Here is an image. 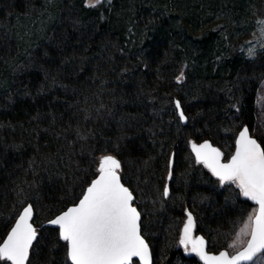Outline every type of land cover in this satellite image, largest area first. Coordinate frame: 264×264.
<instances>
[{
  "label": "trees",
  "instance_id": "obj_1",
  "mask_svg": "<svg viewBox=\"0 0 264 264\" xmlns=\"http://www.w3.org/2000/svg\"><path fill=\"white\" fill-rule=\"evenodd\" d=\"M260 1L109 0L91 8L84 0H0V241L22 193L31 191L33 205L59 211L96 176L100 156L138 162L162 147L164 158L174 149L176 160L180 145L218 133L231 115L253 133L264 48L252 58L230 51L254 30ZM237 80L229 92L226 83ZM206 82L218 87L199 90ZM193 83L192 93L202 91L194 108L213 130L185 142L181 132L188 128L180 126L174 100L197 122L198 113L173 97L174 88ZM164 166L154 171L159 184ZM201 169L205 181L221 188ZM237 203L249 207L240 196ZM48 231L45 250L70 264L57 229Z\"/></svg>",
  "mask_w": 264,
  "mask_h": 264
},
{
  "label": "rangeland",
  "instance_id": "obj_2",
  "mask_svg": "<svg viewBox=\"0 0 264 264\" xmlns=\"http://www.w3.org/2000/svg\"><path fill=\"white\" fill-rule=\"evenodd\" d=\"M108 1L109 0H104L103 3L108 4ZM84 3L87 6L95 4V8H97L100 4H103H96V0H84ZM91 8L94 7L91 6ZM256 8L257 9L254 14V30L248 36L238 40L235 43L236 45L234 44V46L231 47V56H239V54H243L245 57L252 58L254 52L264 48V32H262L264 24L259 23L264 21V0H261ZM241 76L243 77V75ZM180 77L181 74H179L178 78ZM180 80H183V76ZM238 80L233 82L232 86L230 84L231 82L226 83L225 86L230 87L229 92H233L232 87L237 86L236 84ZM194 84L196 83L187 84L181 88H174V93L178 96L173 97L177 99L181 98L184 102V106L192 108L191 110L196 112L197 110L194 106L199 104V98L202 91H200L199 96H196L195 92H193L195 94L194 95L191 92L192 88H194ZM210 85L211 83L206 82L205 86L199 87V90H206L210 87L215 89L218 87V85L214 83L211 86ZM255 102L256 129L253 133L264 141V77L258 81L255 90ZM184 111L185 110H183V112ZM196 113H198V122L196 121L194 112L190 114L184 112L187 119L191 117V121L188 123L187 120V123L184 126L181 125L179 118L175 114L180 126H186L188 128L187 130L181 132V139L185 140V142L190 135L196 136V134L200 133H211L213 130L206 126V124H202L203 119L202 117L200 118V113ZM236 117L237 115H231L230 117L224 118L225 123L223 122L224 125L219 126L221 128H219L218 133L214 135L211 133L209 137H202L200 139L193 137V140L195 142L209 140L213 145L219 147L223 152H225V156L228 158L234 149L235 137L241 127H238ZM175 129L176 128H174L172 132H175L174 137L176 138V135L180 136V132H177L178 130ZM253 133H251V135L255 137ZM164 153L165 151L162 147L156 148L155 152H153L150 156H148V153H143V156L139 158L138 162L133 160L121 162L120 168L121 176H124V179L127 180L126 182L129 185L128 188L133 193V204L141 213V231L145 239L147 238L148 240H146L150 241V243L148 242V245L153 256V264H175L178 260L167 257L175 251L178 244V232L181 229V225L187 220V215L184 214V209H186V212L192 213L196 225L204 228V232L201 233L208 239V247L210 249L214 251L225 249L229 254H234L243 248L249 238V235H241L240 230L243 228L245 223L248 222V217L254 216L256 208L250 204L249 207L241 208L237 203L240 195L232 186L224 185L219 188L217 184L214 185L205 181L202 177L201 166H197L193 163V157L189 152L187 143H183L178 148V158L176 160V153L174 149L173 151L169 150L166 158H164ZM144 154H146V156ZM172 155L173 166L169 182V195L165 198L163 193L166 176L169 170V160ZM164 159L165 166L162 164ZM184 163L186 166L182 165ZM162 166H164L165 172H163L162 175L163 181L159 184L158 175L160 172L159 169H161L160 167ZM82 170L84 171L86 169L82 168ZM155 170L159 171L157 176L154 174ZM25 193L28 192L25 191ZM30 193L31 191L29 194L25 195L22 193L19 203L17 202L15 207L13 206L10 210L8 209V215L12 214L14 216V222L19 212L26 204L32 205L34 211L33 224L38 229V237L40 234L43 235L42 243H40L41 251L38 250L35 253V260L32 264H61L65 261L63 258L60 256L50 257V250H45L46 243H52L50 242L52 237L48 231L50 228L42 225L61 213L67 207L76 204L82 194L79 195V198L76 201L67 204L57 211L46 203L33 205L31 202H28L33 199ZM73 193L74 191L71 190L68 199H72L71 196ZM63 200L65 201V199ZM233 244L235 245L234 247H229V245ZM172 260L175 262H172ZM133 264L138 263L133 261ZM251 264H264V252L257 256Z\"/></svg>",
  "mask_w": 264,
  "mask_h": 264
},
{
  "label": "snow or ice",
  "instance_id": "obj_3",
  "mask_svg": "<svg viewBox=\"0 0 264 264\" xmlns=\"http://www.w3.org/2000/svg\"><path fill=\"white\" fill-rule=\"evenodd\" d=\"M103 2L96 0V4ZM259 23L264 24V21ZM176 107L180 108L179 101ZM180 117L186 119L182 111ZM191 147L198 162L222 183L235 184L244 197L259 207L241 228L240 234L250 235V239L247 246L235 255L227 251L208 254L204 238L192 235L195 222L191 212H186L187 221L180 244L186 248L191 245V251L204 264L252 261L264 252V148L250 137L248 128L240 132L235 153L227 162H222L223 153L207 141L199 145L192 143ZM120 168L121 162L114 156H102L96 179L91 181L78 203L49 221L58 226L60 239L67 242V258L71 264H133V258L151 264L149 246L141 234V213L133 206V193L121 182ZM163 194L169 195L167 185ZM32 217L33 206L24 207L0 243V264H31L30 250L38 237L37 229L31 223Z\"/></svg>",
  "mask_w": 264,
  "mask_h": 264
},
{
  "label": "water",
  "instance_id": "obj_4",
  "mask_svg": "<svg viewBox=\"0 0 264 264\" xmlns=\"http://www.w3.org/2000/svg\"><path fill=\"white\" fill-rule=\"evenodd\" d=\"M177 101H178V100H174V108H175V110H176V115H177V117L179 118L181 125L184 126V125H186V123H187V118L184 119V120L181 119V117H180V112H181V111L183 112V110H182V108H181V105H180V108L177 109V107H176V102H177ZM183 114H184V112H183ZM184 117H186L185 114H184ZM244 128H248V127H247V126H243V127L238 131V133H237V135H236V137H235V141H234V149H233L231 155L228 156V158H226L225 154L222 152L221 149H219L217 146L213 145L209 140H203V141H201V142H195L194 140L191 139V140L188 141V149H189L190 154H191L192 157H193V160H194L195 165H197V166H201L203 169H205V171H206V172H207V173H208V174H209L214 180L218 181L219 184L222 185V186H224V185H230L231 183H222V182L218 179V177L214 176V175L211 173V171H210L208 168H206L202 163L198 162L197 159H196V155H195V153H194L193 150H192L191 145H192V143H195V144L199 145V144H202V143H204V142L207 141V142L210 143L213 147L218 148V149L223 153L222 162H227V161L231 158V156L234 155L235 150H236V141H237L238 138H239V134H240V132L243 131ZM248 130H249V129H248ZM249 135H250L251 138H253V139L256 140V138L253 137V136L251 135L250 131H249ZM256 141H257V140H256ZM257 143H259V142L257 141ZM108 155H109V154H108ZM103 156H104V155H103ZM112 156H113V155H112ZM101 157H102V156H100V157L98 158V166H99V161H100ZM114 157H115V156H114ZM115 158H116V157H115ZM116 159H117V158H116ZM98 166H97V169H98ZM172 166H173V155L170 157V160H169V170H168V173H167V176H166V183H165V186L167 185L168 189H169V182H170V179H169V172L172 170ZM119 174H120V170H119ZM96 176H97V173H96ZM96 176H95L92 180L96 179ZM92 180H91V181H92ZM91 181H90L89 184L85 187V189H84V191H83V193H82V195H81L80 198H82V196H83L85 190H86L87 187L90 185ZM121 182H122V181H121ZM122 183H123V182H122ZM232 185H233V188L239 192V195H240V197H241L242 200L248 202L251 206H253V207L256 208V210H255V214H256V212H257L259 206H258L254 201H252V200H250V199L244 197V196L242 195V193L240 192L239 188H238L235 184H232ZM125 187H127V186L125 185ZM129 190H130V189H129ZM164 197L167 198V196H164ZM78 201H79V200H78ZM78 201H77V203H78ZM133 202H134V200H133ZM28 205H30V204H26L24 207H26V206H28ZM72 206H73V205H72ZM133 206L136 207L134 204H133ZM24 207H23V208H24ZM69 207H71V206H69ZM23 208H22L21 211L19 212L18 216L16 217V219H15V221L13 222L12 226H11L10 229L8 230L7 234L9 233V231L11 230V228L15 225V222H16V220L18 219L19 215L22 213ZM67 208H68V207H67ZM67 208H66V209H67ZM66 209H65V210H66ZM65 210H63V211H65ZM137 210H138V209H137ZM63 211H62V212H63ZM62 212H61V213H62ZM61 213H59L58 215H60ZM255 214H254V215H255ZM58 215H56L55 217H57ZM55 217H53L52 219H54ZM33 219H34V211H33V217H32V221H31V223H33ZM52 219H51V220H52ZM51 220H49V221H51ZM49 221L43 223L42 226H44V227H48V228H52V229H57V230H58V234H59L58 226L51 225V224L49 223ZM33 226L37 229V227H36L34 224H33ZM37 232H38V229H37ZM7 234L5 235L4 238H6ZM199 237H201V236H199ZM143 238H144V237H143ZM144 239H145V238H144ZM249 239H250V235H249L248 240H249ZM3 240H4V239H3ZM3 240H2L1 243H3ZM248 240H247V241H248ZM34 242H35V241H34ZM63 242L66 244V254H67V251H68V249H67V242H65V241H63ZM145 242L147 243L146 240H145ZM147 244H148V243H147ZM148 246H149V245H148ZM246 246H247V242H246V244H245V246H244L243 248H245ZM243 248H241L239 251L243 250ZM30 251H31V250H30ZM221 251H227V250L222 249ZM221 251H219V252H218L217 254H215V255H218ZM149 252H150V255H151V264H153V258H152V254H151V251H150V247H149ZM227 252H228V251H227ZM237 252H238V251H237ZM237 252H235L234 254H231V255H235ZM262 253H263V252H262ZM262 253H259L258 256H259L260 254H262ZM210 255H212V254H210ZM255 258H257V257H255ZM255 258H254V259H255ZM67 259H68V258H67ZM254 259H253V260H254ZM253 260H252V261H253ZM68 261H69V260H68ZM133 261H136L138 264H143V262L140 261L139 258H133ZM252 261H243V262H241V264H250ZM9 263H10V262H9ZM69 263L71 264L70 261H69Z\"/></svg>",
  "mask_w": 264,
  "mask_h": 264
},
{
  "label": "flooded vegetation",
  "instance_id": "obj_5",
  "mask_svg": "<svg viewBox=\"0 0 264 264\" xmlns=\"http://www.w3.org/2000/svg\"><path fill=\"white\" fill-rule=\"evenodd\" d=\"M205 170V169H204ZM218 182V181H217ZM219 183V182H218ZM220 185V184H219ZM222 187V185H220ZM228 186H232V184L228 185ZM238 192V191H237ZM239 193V192H238ZM187 221V220H186ZM186 221L181 225V229L179 230L178 232V236H177V246L175 248V254L171 257L172 259H178L176 262H178L179 260H183L184 264H204V261L200 259V257L196 254V253H193L191 251V245H188L187 248L180 244V238L183 234V228H184V225L186 223ZM192 235L193 237H203L205 242H206V251L208 252V254H217L219 251H221L222 249H219V250H212L208 247L209 245V242H208V239L201 233L197 230V225L195 224L194 226V229H193V232H192ZM231 255V254H230ZM153 258V256H152ZM256 259V258H255ZM254 259V260H255ZM253 260V261H254ZM252 261V262H253ZM136 262V261H135ZM172 262H175L172 260ZM175 262V263H176ZM180 262V261H179ZM251 262V263H252ZM250 263V264H251Z\"/></svg>",
  "mask_w": 264,
  "mask_h": 264
}]
</instances>
